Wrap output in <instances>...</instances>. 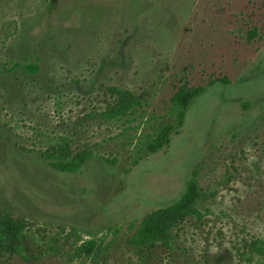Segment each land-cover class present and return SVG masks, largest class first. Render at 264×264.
Segmentation results:
<instances>
[{
	"label": "rangeland",
	"instance_id": "rangeland-1",
	"mask_svg": "<svg viewBox=\"0 0 264 264\" xmlns=\"http://www.w3.org/2000/svg\"><path fill=\"white\" fill-rule=\"evenodd\" d=\"M179 87L203 88L181 126ZM58 144L92 156L58 171L36 156ZM193 169L200 215L131 245ZM0 264H264V0H0Z\"/></svg>",
	"mask_w": 264,
	"mask_h": 264
},
{
	"label": "trees",
	"instance_id": "trees-1",
	"mask_svg": "<svg viewBox=\"0 0 264 264\" xmlns=\"http://www.w3.org/2000/svg\"><path fill=\"white\" fill-rule=\"evenodd\" d=\"M115 90L117 96L116 104L106 109L108 115L119 116L125 114L136 103V97L129 91L111 88ZM203 88L184 89L179 87L170 97L169 113L174 117L177 126L183 124L186 111L192 100ZM171 126L164 125L158 129L146 148L149 152H155L169 142ZM37 158L45 162L48 166L61 172H77L85 162L92 156L89 149L71 150L61 145L46 147L36 154ZM197 170L193 169L189 177L184 182L181 192L168 205L162 209L151 211L146 214L137 224L135 231L131 234L128 241L133 246H148L159 242L169 245L172 239L171 224L172 218H180L185 215H200L196 208V201L200 196L196 183ZM11 227V223H7ZM12 233V232H9ZM11 249L16 253H22L23 248L20 241L14 235L10 237ZM261 240L253 242L254 248H259ZM100 244L95 240L89 239L82 242L77 250L84 252L92 257L99 251Z\"/></svg>",
	"mask_w": 264,
	"mask_h": 264
}]
</instances>
